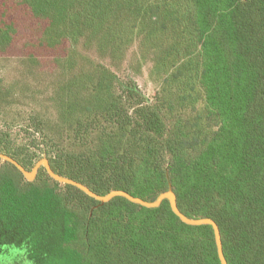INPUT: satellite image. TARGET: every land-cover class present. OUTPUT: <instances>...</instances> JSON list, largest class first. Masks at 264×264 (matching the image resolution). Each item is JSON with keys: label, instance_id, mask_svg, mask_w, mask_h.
<instances>
[{"label": "trees", "instance_id": "obj_1", "mask_svg": "<svg viewBox=\"0 0 264 264\" xmlns=\"http://www.w3.org/2000/svg\"><path fill=\"white\" fill-rule=\"evenodd\" d=\"M19 1L45 21L51 48L85 35L120 56L139 35L159 90L146 98L98 63L87 83L72 47L41 83L42 62L27 56L21 79L0 86V153L26 169L45 157L100 195L152 201L171 189L184 215L217 223L227 264H264V0ZM14 32L1 21L0 45ZM22 99L32 106L10 116ZM0 161V256L15 247L34 264H220L212 226L182 222L167 199L100 203L43 166L27 181Z\"/></svg>", "mask_w": 264, "mask_h": 264}, {"label": "rangeland", "instance_id": "obj_2", "mask_svg": "<svg viewBox=\"0 0 264 264\" xmlns=\"http://www.w3.org/2000/svg\"><path fill=\"white\" fill-rule=\"evenodd\" d=\"M136 17H140V13L131 14L128 23ZM1 21L11 23L15 32L8 43L0 45V86L21 79V73L24 71L21 62L30 55L36 56L42 62V73L38 75V78H40L41 83H44L43 81L48 78L46 71L52 58L56 54L63 53L66 48L71 49L72 47L74 48V75L87 78V83L92 77L94 64L98 63L106 65L122 79H133L146 98L152 99L159 90V81L152 72L150 57L143 60L139 55V35L135 34L128 37L123 45V53L120 56H112L110 50L101 51L97 38L95 40L93 38L87 39L85 35L78 36L72 42L67 39L64 44L56 49L47 46L42 40L45 21L34 17L28 7L19 0H0V25ZM138 22L135 21L134 23ZM123 23L125 24L124 21ZM88 71L91 72L88 73ZM22 100L27 106L7 108L10 116L32 106L29 104V100ZM37 100V107L40 106L39 108L44 109L48 107L46 94L39 95ZM202 107V102L198 101L196 104L197 111L201 112ZM31 168L29 167L27 170ZM43 177L44 174L40 173L38 169L34 179H42ZM4 256H11V253L0 257ZM24 261L15 257L11 259L10 264H24ZM27 261L28 264H34L32 260ZM0 264H5V262L0 260Z\"/></svg>", "mask_w": 264, "mask_h": 264}, {"label": "water", "instance_id": "obj_3", "mask_svg": "<svg viewBox=\"0 0 264 264\" xmlns=\"http://www.w3.org/2000/svg\"><path fill=\"white\" fill-rule=\"evenodd\" d=\"M0 158L5 160V161L10 162L11 164H13L22 173V175L24 176V178L27 181H32L35 178V175H36V172L38 171V169L41 166H43L45 168L48 176L50 178H52L54 181L59 182L61 184H69V185L75 186V187L79 188L80 190H82L88 196L94 198L95 200H98L100 203L107 202L115 196H122L131 202L140 204V205L148 207V208H154V207H158L164 199H167L169 201L171 210L180 218V220L182 222L189 224V225L208 224V225L212 226L213 232H214V238H215V242H216V247H217V254H218L220 264H227V261L225 259L223 249H222L221 235H220V231H219V227H218L217 223L212 218H209V217L189 218L186 215H184L178 209L177 202H176V195H175L174 191L171 189H169L165 192H162L161 194H159L157 196V198L155 200H152V201L144 200L140 197L133 196L124 190H111L107 194L100 195V194L93 192L86 185H84V184H82L76 180H73L71 178L64 177V176H61V175L55 173L52 170L48 159L45 157L37 160L30 170H27L17 160H15L14 158H12V157L4 154V153H0Z\"/></svg>", "mask_w": 264, "mask_h": 264}, {"label": "clouds", "instance_id": "obj_4", "mask_svg": "<svg viewBox=\"0 0 264 264\" xmlns=\"http://www.w3.org/2000/svg\"><path fill=\"white\" fill-rule=\"evenodd\" d=\"M25 251H26L25 249L14 247L11 249V256L0 257V260H3L5 262V264H10V261L12 258L24 257ZM24 264H28V261L26 259L24 261Z\"/></svg>", "mask_w": 264, "mask_h": 264}]
</instances>
